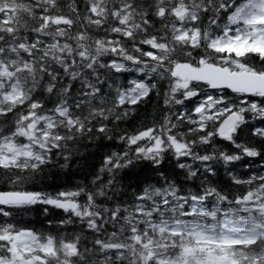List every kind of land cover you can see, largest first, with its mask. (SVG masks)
<instances>
[{"label": "snow or ice", "instance_id": "1", "mask_svg": "<svg viewBox=\"0 0 264 264\" xmlns=\"http://www.w3.org/2000/svg\"><path fill=\"white\" fill-rule=\"evenodd\" d=\"M257 119L264 0H0V264H264V174L237 171L264 161ZM106 144L87 183L37 187ZM141 161L156 183L120 199ZM37 206L55 234L14 222Z\"/></svg>", "mask_w": 264, "mask_h": 264}, {"label": "trees", "instance_id": "2", "mask_svg": "<svg viewBox=\"0 0 264 264\" xmlns=\"http://www.w3.org/2000/svg\"><path fill=\"white\" fill-rule=\"evenodd\" d=\"M123 78H121L122 80ZM162 99L158 100L154 95L150 99L146 98L138 107L137 111L132 119H130L122 127H127L129 130L150 124L154 119H159L161 115ZM257 127L264 126L262 122L257 119L252 121ZM250 142L252 138H248ZM259 143L258 140L255 141ZM118 150V146L115 144H106L105 147L96 148L92 146H81L80 154L73 157L74 164L69 169L61 171L54 167L51 170L50 175L44 180L42 186L43 191L49 193H55L58 190L65 188H71L76 183H87L91 179L90 173L98 167L101 155L106 151ZM78 162V163H76ZM264 161H260L251 166L250 169L238 168L237 171L241 174L248 172L252 174L254 172H260L264 174V168L261 165ZM160 171L172 176L176 179H182V170L175 167V161L169 157H165L163 160ZM122 179L117 186L116 195L120 199L128 200L131 198L132 193L137 191L140 187L147 183H156V172L153 170L151 164L148 161H141L137 167L125 170L121 172ZM221 179H224V174L221 172ZM131 185V186H129ZM8 185L0 181V191L8 189ZM235 191L239 192L240 189L236 188ZM67 219L66 214L58 209H49L47 215H45L39 206L35 211L21 213L17 215L16 221L20 226H26L34 228L37 231L49 232L52 231L55 234V229L59 227V220ZM4 218L0 217V222H3ZM51 221V223H49ZM74 226H68L67 232L71 233Z\"/></svg>", "mask_w": 264, "mask_h": 264}]
</instances>
